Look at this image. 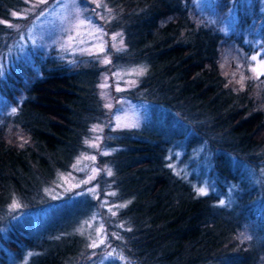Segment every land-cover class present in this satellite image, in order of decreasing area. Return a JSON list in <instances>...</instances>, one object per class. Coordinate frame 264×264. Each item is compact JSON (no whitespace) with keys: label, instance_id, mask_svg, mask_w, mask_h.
Segmentation results:
<instances>
[{"label":"trees","instance_id":"obj_1","mask_svg":"<svg viewBox=\"0 0 264 264\" xmlns=\"http://www.w3.org/2000/svg\"><path fill=\"white\" fill-rule=\"evenodd\" d=\"M106 1L115 10L108 26L121 30L125 41L112 66H146L123 94L178 111L180 122L194 129L187 145L209 144L219 183L239 188L221 204L219 191L199 195L190 178L172 169L168 150L186 129L171 133L149 123L113 130L106 146L114 150L98 162L111 169L101 185L115 189L116 200L126 205L105 218L108 230L120 235L116 245L135 264H264V212L253 206L257 190L242 170L243 162L264 164V74L237 68L232 54L250 52L246 34L261 31L264 37L262 12L238 5L227 31L221 20L229 0H218L211 13L199 10L195 0ZM26 5L0 0V46L12 37L5 20ZM33 63L0 79L1 95L16 109L0 111V233L10 204L44 202L45 186L71 167L93 123L110 121L96 64L79 58L70 64L55 53H36ZM71 227L59 220L30 231L14 222L1 237L18 258L32 251L24 264H78L86 239Z\"/></svg>","mask_w":264,"mask_h":264},{"label":"rangeland","instance_id":"obj_2","mask_svg":"<svg viewBox=\"0 0 264 264\" xmlns=\"http://www.w3.org/2000/svg\"><path fill=\"white\" fill-rule=\"evenodd\" d=\"M26 1V6L12 11V19L5 20L12 30V37L7 45L0 46V63L4 64L0 79L9 76L13 71H22L24 66L34 65L36 53L39 56L55 53L70 64H74L78 58L86 64L94 63L100 68L99 95L110 121L108 123L104 118L93 123L91 135L84 140L85 147L75 156L71 167L57 172L55 178L45 186L44 202L35 207H26L17 200L10 204L5 218L7 220L0 233V253L2 250L6 251L5 264H24L32 253L26 250L23 257L18 258L3 242L1 235L8 234L10 223L18 222L32 231L39 230L40 225H52L59 220L68 225L72 224L70 230L86 239L87 246L83 248L78 264H135L116 245L115 241L120 235H113L105 220L106 217H112L124 202L116 200L115 189L103 188L99 180L111 172L108 165L98 162V158L99 155L114 150V146L107 147L106 142L111 131L116 129L140 127L149 123L162 125L170 129L171 133L186 129L183 136L172 140L167 155L170 166L177 174L190 178L196 189L203 187L207 192L219 191L220 201L231 202L232 195L235 196L239 188L236 184L224 186L219 183L221 181L213 171L214 150L209 144L203 141L191 147L187 145L186 136H192L189 133L194 130L191 124L187 123L185 126V122H180L183 118L176 110L153 101L132 100L123 94L125 89L138 82L145 73L146 66L142 63L112 66L113 53L122 50L125 41L121 30H111L108 26L115 10L106 0H60L59 5H55V0H49L47 5H39L35 9L33 5L38 0ZM195 2L199 10L209 9L211 13L218 0ZM98 4L100 7H97ZM242 4L253 8L256 6L264 16V0H240L239 5ZM50 6H55L50 15L37 18L40 8L48 9ZM237 17V11L229 15L227 9L221 20L223 28L231 30ZM260 26L261 24L252 31H259ZM246 40L253 45L246 56H238L236 50H232L237 68H255L253 72L260 75L264 73V37L259 31L257 37L251 38L250 34H246ZM229 52H226V56L230 55ZM253 56L256 57L255 61L251 60ZM13 108L6 104L0 93V111ZM242 170L254 185L255 191L257 190L252 201L253 206L264 212V164L252 165L243 162ZM14 203L19 207L13 208ZM93 242L98 246L89 247Z\"/></svg>","mask_w":264,"mask_h":264},{"label":"snow or ice","instance_id":"obj_3","mask_svg":"<svg viewBox=\"0 0 264 264\" xmlns=\"http://www.w3.org/2000/svg\"><path fill=\"white\" fill-rule=\"evenodd\" d=\"M48 3H49V0H38V3L33 5V9L38 8L39 5H47ZM59 3H60V0H55V5H59ZM239 4H240V0H229L228 14H229V15H232L233 13H235V12H236V7H237V5H239ZM97 7H100V5L98 4ZM54 10H55V6H50L48 9L40 8V10H39V12H38V14H37V18L48 16V15H50L51 12L54 11ZM13 15H15V13H14ZM80 23L82 24L83 21H80ZM78 26H79V25H77V27H78ZM97 31H101V30H100V29H97ZM114 38H115V37H114ZM251 60L255 61V60H256V57H255V56L251 57ZM106 62H108V61H106ZM3 68H4V64H3V63H0V77L3 76ZM252 71H255V68H253ZM262 74H264V73H262ZM3 83H4V82H3L2 80H0V88L3 87ZM109 107H110V106H109ZM12 112L15 113V112H16V109L13 108V109H12ZM93 130H95V129H93ZM93 146L95 147V145H93ZM105 154H107V153H105ZM91 159L94 160L95 157H91ZM108 174L110 175L111 173L109 172ZM90 191H91V190H90ZM196 191H197V193H198L199 195H207V194H208L207 191H206V189L203 188V187H201V188H197ZM78 195H79V194H78ZM113 195H114V193H113ZM220 203L223 204L224 201H220ZM124 206H126V205H120L119 207H124ZM12 207H13V208H16V207H19V205L14 203V204L12 205ZM113 215H115V213H113ZM101 227H102V226H101ZM246 238H250V237H246ZM100 242L103 243L102 240H101ZM97 246H98V245H97L95 242H93L92 244L89 245V247H97ZM120 259H123V258L120 257Z\"/></svg>","mask_w":264,"mask_h":264}]
</instances>
